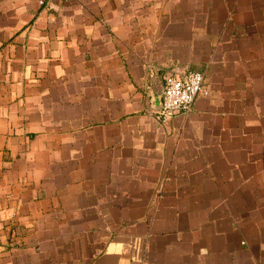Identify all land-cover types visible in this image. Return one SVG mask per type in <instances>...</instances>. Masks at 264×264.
Listing matches in <instances>:
<instances>
[{"label":"crops","instance_id":"1","mask_svg":"<svg viewBox=\"0 0 264 264\" xmlns=\"http://www.w3.org/2000/svg\"><path fill=\"white\" fill-rule=\"evenodd\" d=\"M0 264H264V0H0Z\"/></svg>","mask_w":264,"mask_h":264},{"label":"built area","instance_id":"2","mask_svg":"<svg viewBox=\"0 0 264 264\" xmlns=\"http://www.w3.org/2000/svg\"><path fill=\"white\" fill-rule=\"evenodd\" d=\"M40 3L45 4V0H40ZM204 81L205 75L201 71L170 74L157 109L160 119L165 122L178 112L189 113L204 89Z\"/></svg>","mask_w":264,"mask_h":264}]
</instances>
